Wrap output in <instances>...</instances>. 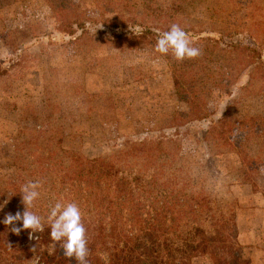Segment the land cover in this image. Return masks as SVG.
I'll return each mask as SVG.
<instances>
[{"label": "rangeland", "instance_id": "obj_1", "mask_svg": "<svg viewBox=\"0 0 264 264\" xmlns=\"http://www.w3.org/2000/svg\"><path fill=\"white\" fill-rule=\"evenodd\" d=\"M116 1L102 10L94 0H0V63L7 70L0 79V221L23 213L20 189L29 181L41 184L30 210L50 213L57 194L69 192L60 175L74 152L110 159L130 179L157 174L156 194L133 186L145 217L164 202L159 182L169 178L187 194L229 206L243 257L264 264V77L256 64L238 73L239 56L205 63L182 99L171 52L161 55L151 35L141 38L155 32L153 16L166 7L180 17L174 24L195 31L192 43L193 36L223 32L227 41L257 48L263 60L264 0ZM155 1L161 6L152 15L142 9ZM230 130L234 136L223 143ZM42 157L49 159L45 170ZM7 229L15 247L31 250L29 262L20 253L19 263L40 264L42 232ZM10 260L0 252V264H18ZM189 264L213 262L199 256Z\"/></svg>", "mask_w": 264, "mask_h": 264}, {"label": "trees", "instance_id": "obj_2", "mask_svg": "<svg viewBox=\"0 0 264 264\" xmlns=\"http://www.w3.org/2000/svg\"><path fill=\"white\" fill-rule=\"evenodd\" d=\"M94 2L102 10L106 8L105 6L111 8L113 4L118 7L116 0ZM175 2L171 3V7L176 6ZM159 6L161 5L156 1L149 2L142 9L151 10L152 15L159 10ZM163 10V14L155 13L153 16L155 26H151L152 30L158 29L159 32L150 33L146 30L147 27H144L146 31L141 35V38L151 35L153 45L156 44L159 34L169 30L171 24L180 21L175 10L171 13L169 8L164 7ZM77 26L81 27L82 24L79 23ZM181 28L189 37L195 33L190 28ZM193 37L196 40L193 46L201 51L198 58L177 61L171 53L169 55L176 91L182 99L191 93L190 84L199 76L201 66L205 63H218L226 58L239 56L238 60L244 65L236 69L238 73L245 67L247 69L256 64L257 76L264 77V59L262 60L261 52L257 51V48L227 41L223 32H219L217 37L207 39L200 35ZM6 74L7 70L0 63V79ZM225 134L224 132L222 134L223 143L226 140L229 142L234 136L231 130ZM68 157L69 164L62 168L60 183L66 184L64 190L67 188L69 192L63 197L58 193L56 202H75L80 207L89 250L87 264H189L199 256H208L213 264H251L243 257L242 247L231 225L234 211L229 206L215 205L202 193L187 194L183 186L178 184L170 186L169 178L159 182L158 195L164 202L155 208L154 213L149 211L148 217H145L147 206L141 202L142 196L135 194L133 186L141 188L142 194L147 191L145 186H152L153 188L149 190L153 193L158 186L157 174L151 179L144 177L130 179L122 171L125 168L119 167L110 159L103 157L88 159L74 152ZM47 160L49 159L39 158L38 167L45 170ZM249 184L256 191L260 190L255 181L251 180ZM261 190L264 194V187ZM89 211L92 218L88 217ZM49 214L47 211L39 213L45 225L39 241L41 248L44 247L39 253L41 255L39 263L78 264L74 257L68 258L64 255L61 247L63 241H52L51 229L47 222ZM6 231H9L7 226H1L0 252L10 256V261L18 264L19 254L24 253L29 262L31 250L19 249L17 245L15 247L18 239L16 237L10 239V234ZM28 243L30 246L38 244L33 241ZM48 244L52 245L47 249Z\"/></svg>", "mask_w": 264, "mask_h": 264}, {"label": "clouds", "instance_id": "obj_3", "mask_svg": "<svg viewBox=\"0 0 264 264\" xmlns=\"http://www.w3.org/2000/svg\"><path fill=\"white\" fill-rule=\"evenodd\" d=\"M155 31L159 32L158 29ZM155 51L165 56L171 52L177 61L192 60L201 55L200 49L193 46L189 34L177 24L171 25L169 30L159 34ZM40 187L39 181H29L22 185L20 192L25 210L23 213L20 211L15 214L8 213L0 223L8 226L17 235L23 230H31V233L43 232L45 225L42 222V217L30 210L40 196ZM47 222L51 229L52 241H63L61 247L64 250V255L68 258L74 257L78 264H87L86 258L89 250L86 228L82 222V213L78 204L56 202L51 208ZM20 223H22V227L17 226ZM31 233L30 239L32 238Z\"/></svg>", "mask_w": 264, "mask_h": 264}]
</instances>
